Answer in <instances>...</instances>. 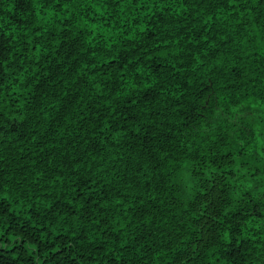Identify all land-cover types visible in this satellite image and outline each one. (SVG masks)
<instances>
[{
    "label": "trees",
    "instance_id": "trees-1",
    "mask_svg": "<svg viewBox=\"0 0 264 264\" xmlns=\"http://www.w3.org/2000/svg\"><path fill=\"white\" fill-rule=\"evenodd\" d=\"M0 264H264V0H0Z\"/></svg>",
    "mask_w": 264,
    "mask_h": 264
}]
</instances>
